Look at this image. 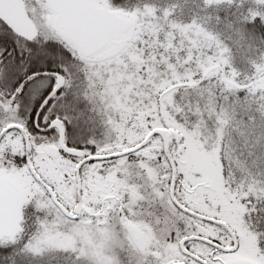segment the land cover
<instances>
[{
	"label": "snow or ice",
	"instance_id": "snow-or-ice-1",
	"mask_svg": "<svg viewBox=\"0 0 264 264\" xmlns=\"http://www.w3.org/2000/svg\"><path fill=\"white\" fill-rule=\"evenodd\" d=\"M0 264H264V0H0Z\"/></svg>",
	"mask_w": 264,
	"mask_h": 264
}]
</instances>
